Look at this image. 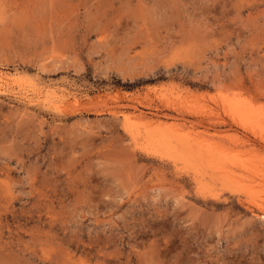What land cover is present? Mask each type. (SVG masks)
<instances>
[{"label": "rangeland", "instance_id": "rangeland-1", "mask_svg": "<svg viewBox=\"0 0 264 264\" xmlns=\"http://www.w3.org/2000/svg\"><path fill=\"white\" fill-rule=\"evenodd\" d=\"M263 211L264 0H0V264H264Z\"/></svg>", "mask_w": 264, "mask_h": 264}, {"label": "bare ground", "instance_id": "bare-ground-1", "mask_svg": "<svg viewBox=\"0 0 264 264\" xmlns=\"http://www.w3.org/2000/svg\"><path fill=\"white\" fill-rule=\"evenodd\" d=\"M2 77V76H1ZM12 78V77H11ZM22 79V78H21ZM11 81V80H10ZM25 81V80H24ZM6 82V81H5ZM19 82V81H18ZM21 99V98H20ZM183 106V105H182ZM240 110H241V108H240ZM242 112H244L243 110L241 111V113ZM243 114V113H242ZM252 115V114H251ZM139 118V117H138ZM235 118V117H234ZM239 118V117H238ZM250 118V117H249ZM240 123V122H239ZM201 124V123H200ZM159 125V128L160 129H162V128H165L164 130H167L168 128H170L171 126H167L168 124H164V123H160V124H158ZM230 125H232V123L230 124ZM164 126V127H163ZM173 126V125H172ZM162 127V128H161ZM175 129V128H174ZM152 131V130H151ZM136 134V133H135ZM259 136V135H258ZM175 138V137H174ZM161 139H162V137H161ZM164 139H165V135H164ZM173 139V138H172ZM262 139V138H261ZM171 140V139H170ZM179 140V139H178ZM166 141H168V140H166L165 139V141L164 142H166ZM170 142V141H169ZM168 143V142H167ZM169 144H171V142L169 143ZM167 145V144H166ZM173 145V144H172ZM137 146V145H136ZM180 147V146H179ZM171 149V148H170ZM176 149V148H175ZM174 149V150H175ZM158 152V151H157ZM172 152H175V151H172ZM153 153V152H152ZM137 155V154H136ZM221 156H223V155H221ZM219 158V157H218ZM218 163V162H217ZM219 164V163H218ZM238 164V163H237ZM176 165V164H175ZM214 166V165H213ZM221 167H223L222 165H220ZM230 166V165H229ZM219 168V167H218ZM232 169V168H231ZM235 171V170H234ZM219 173V172H218ZM212 176H213V174H212ZM262 177V176H261ZM197 179V178H196ZM233 180H234V178H233ZM230 181V180H229ZM237 181V180H236ZM241 181V180H240ZM252 182V181H251ZM239 183V182H238ZM242 183V182H241ZM227 184V183H226ZM230 185V184H229ZM244 185V184H243ZM253 186V185H252ZM242 188V187H241ZM240 189V188H239ZM246 189V188H245ZM3 191V190H2ZM238 192V191H237ZM254 204V203H253ZM260 205H262V204H260ZM257 206V205H256ZM262 207V206H261ZM264 212V211H263Z\"/></svg>", "mask_w": 264, "mask_h": 264}]
</instances>
